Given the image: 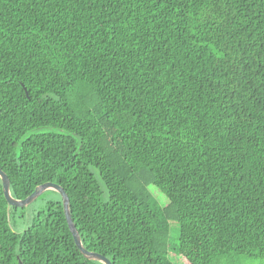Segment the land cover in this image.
<instances>
[{
    "label": "trees",
    "instance_id": "obj_1",
    "mask_svg": "<svg viewBox=\"0 0 264 264\" xmlns=\"http://www.w3.org/2000/svg\"><path fill=\"white\" fill-rule=\"evenodd\" d=\"M0 168L113 264H264V0H0ZM19 211L0 264H101Z\"/></svg>",
    "mask_w": 264,
    "mask_h": 264
},
{
    "label": "water",
    "instance_id": "obj_2",
    "mask_svg": "<svg viewBox=\"0 0 264 264\" xmlns=\"http://www.w3.org/2000/svg\"><path fill=\"white\" fill-rule=\"evenodd\" d=\"M24 89H25V87H24ZM25 91H26V89H25ZM26 95L29 98V94L27 93V91H26ZM0 180L2 183L5 200L8 204V206H10V207L25 208V207L29 206L31 203H33L39 196H41L46 191H48V190L56 191L62 199L65 219L67 221L69 230L73 236L74 242H75L77 248L79 249L80 253L86 259H88L90 261H97L101 264H113L112 261L110 259H108L107 257H105L104 255L97 253V252L89 251L83 246L80 234H79V232H78V230H77V228L73 222L72 216H71L70 199H69L67 193L65 192V190L60 185L55 184V183H45V184H42V185L36 187L34 192L31 195H29L27 198L16 199L11 194L10 179H9L8 175L1 168H0Z\"/></svg>",
    "mask_w": 264,
    "mask_h": 264
},
{
    "label": "rangeland",
    "instance_id": "obj_3",
    "mask_svg": "<svg viewBox=\"0 0 264 264\" xmlns=\"http://www.w3.org/2000/svg\"><path fill=\"white\" fill-rule=\"evenodd\" d=\"M151 192L154 197L157 199L160 205H164L165 201L163 200V195L159 192L155 187H150ZM60 195L53 190H48L39 196L33 203L25 208H21V211L18 212V218L16 220H12V225L15 227L17 231H22L26 229L32 221V217L38 211L44 209L49 201L58 200ZM170 231L171 237L179 239V225L177 223H170ZM173 259L177 261L178 264L182 262L173 256ZM222 264H263L261 260L258 259H248V258H236L230 257L228 259H223Z\"/></svg>",
    "mask_w": 264,
    "mask_h": 264
}]
</instances>
